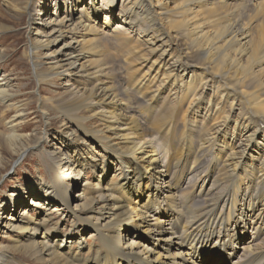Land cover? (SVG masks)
Returning a JSON list of instances; mask_svg holds the SVG:
<instances>
[{
  "label": "bare ground",
  "instance_id": "bare-ground-1",
  "mask_svg": "<svg viewBox=\"0 0 264 264\" xmlns=\"http://www.w3.org/2000/svg\"><path fill=\"white\" fill-rule=\"evenodd\" d=\"M54 1L67 10L65 15L54 13L41 28L34 29L35 38L30 42L35 70L39 72L46 66L49 75H39L42 82L50 83L52 78L64 80L61 88L67 95L63 104L67 107L60 110L61 116L77 123L78 130L87 120H96L101 130L95 133L83 127V136L97 138L105 147L104 155H115L116 160L118 155L125 158L128 170L116 190L119 192L120 187L126 193L136 189L139 203L147 197L146 204L129 212L131 209L123 206L124 201H115L110 186H90L94 194L88 208L79 210L73 219L95 222L90 226L94 227L100 245L95 252L89 251V255H95L93 259L80 253L82 259L78 264H119V260L126 264H204V260L217 258L228 264H264V142H259L255 154L250 148L264 134V100L258 92L264 85V16L254 32H249L251 15L248 23L242 22L255 0H125L120 16L134 36L133 32L113 28L108 17L103 23L92 18L101 11L96 0ZM102 1L109 6L110 0ZM33 5V0H27L18 11L19 16L31 21ZM80 9L84 17L75 18ZM237 9V16L227 19L228 13ZM34 12L39 18L44 10ZM222 19L224 22L218 24ZM163 25L180 30L188 41V48L176 58L165 49L171 40L161 32ZM107 44L121 53L127 68L118 84L112 63H105L114 61ZM145 52L158 53V57L150 60L145 65L147 70L138 75L132 64L145 58ZM197 70L203 72L197 75ZM0 78V106L20 113V107L10 103L13 95L8 91L7 76L0 74ZM82 111L88 113L87 118L79 120L70 115ZM236 111L235 118L231 113ZM13 120L7 123L9 133L0 136L13 155L18 156L17 166L29 150H42V138L16 134L22 113ZM77 129L69 131L72 144L86 145L83 138L78 139ZM195 131L206 138L204 143H193V137L188 135ZM221 140L215 152V144ZM66 147L80 156L61 161L56 150L46 155L51 177L38 189L51 200L49 204L43 203L39 192L32 188L9 195L10 204L16 208L19 207L14 199L30 197L27 210L32 209L38 219L27 215L20 219L9 217L4 214L7 204L0 206L4 234L45 230L42 240L32 242L33 253L45 264H77L75 259L65 260L55 250L53 237L59 225L55 216L64 218L66 214L63 206L52 205L58 199L67 205L64 188L78 185L73 179L81 177L79 169L99 172L105 159L92 150V154L83 157L77 147L76 151ZM190 150H195L191 174L213 175L214 182L219 176L221 180L216 183L221 184L222 192H205L204 184L199 186V192L177 189L190 160ZM70 151L68 155L75 157ZM122 165L125 166L124 162ZM142 170L144 176L140 175ZM242 170L243 176L239 174ZM144 181L147 187L142 192ZM25 222L29 225L20 227ZM122 227L125 232L139 231V240L154 242L153 248L132 237L125 242L119 239L115 231ZM240 240L245 242L241 247L243 254L234 262ZM62 243V251L73 248L65 240ZM11 261V255L0 249V264Z\"/></svg>",
  "mask_w": 264,
  "mask_h": 264
},
{
  "label": "rangeland",
  "instance_id": "rangeland-1",
  "mask_svg": "<svg viewBox=\"0 0 264 264\" xmlns=\"http://www.w3.org/2000/svg\"><path fill=\"white\" fill-rule=\"evenodd\" d=\"M26 1L27 0H0V74L7 76V79L10 82L11 86L9 85L8 91L13 95V99L10 103L20 107L19 109L22 110L20 113H22L23 120H21L19 123L18 121L13 123L14 125L18 123L16 134H20L19 136H29L30 139L42 138V141L39 145V148L42 150H29V152L24 155L21 163L15 166L18 156L15 153L13 155L10 146L6 143L3 137L0 136V206L5 203L7 204L4 214L9 217H17L16 219H20L21 215H27L30 219H38L36 218V213H34L32 209L27 210L30 197L26 199L21 198V201L14 199L13 202H17V206L19 207L16 208L10 204L11 199L9 198V195L15 191L32 188L36 193L39 192V195L41 196L40 200L43 203L49 204V202H51L50 199L42 196L38 189V186H40L42 183L49 182L51 177L50 167L46 164V155H51L56 150L55 154L59 152L58 157L61 161L70 159L72 160L75 159L77 155L80 156L78 153L73 154V151H70L66 146L72 147L75 149V151L77 150V147L81 153H83V157H87L88 154L92 153L103 155L105 159L101 171L97 172L92 169L84 171L79 169L81 177L78 179H73L76 183H78V185L75 183L76 185L74 186L73 183L71 184V188H69L68 185L65 186L64 196L67 197V205L60 199L55 201L57 204L52 205V208L63 206L62 208L65 210L63 214H66L64 218H62L60 215L55 216V220L59 223L58 230L53 237L54 241L52 240L55 250L60 253L65 260L75 259L73 262L78 264L82 259L80 253L83 252L82 256L86 257V259H93L95 255H89V251L92 250L95 252L100 245L94 227L90 226L95 222L91 221L89 223H80L79 221L73 219V215H75L79 210L88 208L89 198L91 194H94L92 193L90 186L94 184H97L99 188L110 186V189L113 190L112 195L114 196L115 201H124L123 206L127 209H131L129 212H134V208L137 206L141 207L146 204L147 197L145 196L142 198V203H139L140 199H136V189H131L126 193L121 192L120 187L119 192L116 190L120 184H123V175L128 170V168H125L127 165V162L124 160L125 158L118 155L117 157L119 160H116L115 155H104L105 147L97 138H88L83 136V127L84 129H88L89 131L95 133H98L99 130H101V127L96 120H87L85 125H83L82 128L78 130L76 128L77 123H73L74 121H68L66 116H61L63 113L60 112V110L67 107L66 105H63L66 102L67 95L65 96V91L61 88V84L64 83V80L58 78L59 81H56V78L51 77L52 79L50 83L42 82V79L39 75H49V72H46V66H43L42 70L40 69L39 72L35 70V66L33 64L34 61L32 59L34 55H32L31 52L30 42L35 38L34 29L41 28L44 21L49 20V18L52 17L54 13L58 15H65L64 12L67 10L66 6L57 4V2L54 0H33L34 8L31 9V15H33V17L32 20L29 21L28 18H21L18 14V11L26 4ZM123 1L125 2V0H110L108 6L104 4V1L96 0V5L101 8V11L97 16L92 15V18L98 19L103 23L105 22L104 18L108 17L112 22L113 28L119 27L121 30L133 32V30H131L128 25L123 23L122 17L120 16V13L124 8ZM110 7L113 9L110 10ZM34 9H38L40 12L41 10H44V13L38 18L37 12H34ZM88 9L89 8H87V10ZM239 10L240 9L229 12L226 16L227 19H234L237 16ZM247 10V13H245V16L242 18V22L248 23V16L251 15L252 22L250 23L249 32H254L257 24L264 16V0H255L253 6L252 4L249 5ZM80 11L75 13V18L84 17L81 9ZM88 12L90 14L91 11L88 10ZM222 22H224V19L218 21V24ZM161 32L166 33V35L171 40V43H167L168 45L166 44L167 47L165 49L170 51V54L173 58H176L179 54L184 53L188 48V41L182 35H180V30H172L170 27L163 25ZM131 36H134V32ZM106 48H110L109 54L112 55V59L114 61L107 60L105 63H112V67L115 71L114 77L116 83L118 84L120 83V78L122 77L123 73H126L127 68H125L124 64L122 63L121 53H117L112 49L113 45L107 44ZM145 53V58L142 60H136L132 64V69L135 70L138 75L147 70L145 69V65H147L150 60L154 61L158 57V53ZM194 72L195 74L199 75L203 71L197 70ZM258 92L260 95H262L261 99L264 100V85L262 89L258 90ZM52 103L56 104L58 107H55L52 105ZM20 113L15 109L9 111L5 107L0 106V135L9 133L7 129V123L14 121L13 118L15 119V117ZM231 114L236 118L238 113L236 111ZM70 115L71 117H75L79 120L88 117V113L86 111L78 112L77 114L70 113ZM195 119L197 121L200 120L199 117ZM230 125L233 127V124H229V126ZM74 129H77V135H79L78 139L80 137L83 138L86 142V145H89V148L84 144L78 145L81 143H73L74 145L72 144V138L70 137L69 131ZM67 132H69L68 136H66ZM188 136H192L193 143L197 145L204 143L206 139L205 137H200L197 131L189 134ZM230 136L231 135L229 134L228 142L230 140ZM256 139L257 140L255 143H253V145L250 147L251 150L254 151L253 154H255V149H257L259 142H264V134L257 137ZM222 141L223 140L218 141L215 144V152L218 150L217 146L222 144ZM56 148L61 151H57ZM89 150H92V153ZM147 150L151 151L149 149ZM68 151H70L71 155L73 154L75 157L71 158V156L68 155ZM194 151L195 150H190V155L188 156L190 160L186 163L185 169L183 171V179L181 180V184L177 189H179L181 192H184V190L199 192L201 190V188L199 189V186H203L204 184V186H206L205 192H208L209 189L211 190V193L214 194L217 192H222L223 189H221L222 186L220 187L221 184L216 183L217 181L221 180L219 176L217 178L215 177L216 180L214 182L213 175L205 176L206 174L203 173L201 176L195 177V172H192L191 174L189 170L192 168L191 163L194 158ZM251 152L252 151L250 150L248 151L249 154ZM123 162L125 166L122 165ZM65 173H68L66 169ZM103 173L105 174L103 175ZM239 174L242 175L245 174V172L242 170ZM140 175L144 176L145 170H142ZM184 175H187L186 178H184ZM100 177L101 182L99 183L98 179ZM197 180H199L198 183H196ZM139 181L140 180H136V182ZM146 187L147 184L144 181L143 187H141L140 190L144 192ZM20 203L21 205L23 204L21 207ZM52 211H48L47 213ZM39 212L44 214V212L41 210H39ZM52 217L54 218V216ZM85 217H87V215ZM28 225V222H25L24 224L20 225V227L26 228ZM124 228L126 227L124 226ZM124 228L122 227L121 231L118 228L115 231V236H119L118 238H122L124 242L126 240L130 241L129 238L132 237L137 243H141L143 246L153 248L155 244L154 242H148L145 238L139 240V231L132 230L130 232V229H128L126 231L129 233L127 236ZM44 231L45 230L43 228L39 229L38 231L31 229L29 232L17 230L6 235L4 234V231L0 225V249L4 253L11 255V264H45L43 261H41V257H37L33 253L32 249L33 240H42V234ZM250 231L251 230L249 229V232ZM63 240H65L67 244H71L73 248L71 250L62 251L60 246L63 244ZM244 243L245 242L242 240L238 241V247L235 249L237 251L236 256L233 259L234 262L239 261L241 255L243 254L241 247L243 248L245 246ZM64 247H66V245H63V248ZM8 250H13L14 252L10 253ZM161 254L164 256L165 253L161 252ZM204 261V264H228L220 262V258L213 260L207 259ZM62 264H65V262ZM91 264L98 263L92 262ZM119 264L126 263L123 260H119Z\"/></svg>",
  "mask_w": 264,
  "mask_h": 264
}]
</instances>
